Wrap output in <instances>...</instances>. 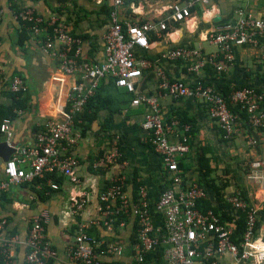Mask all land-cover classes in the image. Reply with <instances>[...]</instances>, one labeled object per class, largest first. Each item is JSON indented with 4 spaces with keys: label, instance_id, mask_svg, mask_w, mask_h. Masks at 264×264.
<instances>
[{
    "label": "crops",
    "instance_id": "crops-1",
    "mask_svg": "<svg viewBox=\"0 0 264 264\" xmlns=\"http://www.w3.org/2000/svg\"><path fill=\"white\" fill-rule=\"evenodd\" d=\"M176 1L125 0L120 18L124 26L145 21L159 23L169 19ZM112 3V0H0V77L3 78L0 106L11 105L12 100L7 94L14 77H20L28 86L25 95L31 99L22 113L17 111L14 119L10 143L18 153L36 146V131L43 130L45 123L57 115L58 97L67 95L75 78L61 72L57 59L46 53L43 45L31 34L29 40L20 45L24 26L14 19V14L17 10L32 8L44 19L59 15L71 34L83 40L84 57L100 63L105 59L104 35L110 24ZM237 11L264 19V0H217L198 5L184 22L168 21V30L161 37L152 34L149 49H140L137 54L151 59L171 79L187 84L205 80L219 92L225 88L248 87L264 94L262 38L255 44L236 47L234 62L225 72L206 68L196 74L189 70L195 60L172 62L164 57L165 52L173 47L199 49L203 56L216 54L217 47L208 42L209 36L224 25L234 23ZM57 77L62 81H55ZM139 88L148 94L158 91L153 69L144 71ZM109 89V97L89 108L86 114L90 118H80L76 127L80 137L71 152L80 162L77 172L81 181L79 187L57 176L61 179L58 191H53L48 181L46 186L35 182V185L24 184L0 193V223H6V234L25 242L32 221L37 217L44 219L46 238L57 255V260L49 264H68L69 249L81 226L105 246L122 245V255L105 259V264H133L137 252L136 222L132 217L126 220L123 216L106 219L100 194L119 176L125 177V193L130 199L138 186L146 188L149 199L155 202L168 186L160 156L149 141V133L141 127L147 108L132 106L133 96L123 89L122 92L112 86ZM159 104L167 122L175 123L178 114L185 115L190 121V153L186 160L190 169L184 173L185 180L188 183L201 181L207 188V200L214 207L219 206L214 190L207 185L203 171L197 166L198 153L203 150L211 152L207 155L214 170L211 178L220 188L221 197L227 199L236 193L244 194L255 206L258 212L257 240L264 245V186L249 178L252 165L264 162L262 133L242 121L240 135L227 141L201 101L189 97L173 100L163 96ZM98 105L103 107L98 109ZM4 140L7 139L0 132V142ZM115 151L120 154L119 162L105 166L106 157ZM3 168L4 165L0 166V174ZM81 193L88 195L89 205L83 215L77 217L72 214L70 205ZM154 225L160 229L162 219L155 217ZM150 257L153 260L160 254L155 251ZM11 264H25L24 247L11 252ZM221 264H235V261L226 255Z\"/></svg>",
    "mask_w": 264,
    "mask_h": 264
},
{
    "label": "built area",
    "instance_id": "built-area-1",
    "mask_svg": "<svg viewBox=\"0 0 264 264\" xmlns=\"http://www.w3.org/2000/svg\"><path fill=\"white\" fill-rule=\"evenodd\" d=\"M217 0H177L172 5L169 19L155 23L150 21L124 26L120 9L125 0H112L110 24L105 32V59L93 62L82 54L83 40L71 34L70 28L59 15L44 19L32 8L14 14V19L26 27L38 39L46 53L55 57L58 67L65 75L75 78L66 96L58 97L57 115L51 117L43 130L36 135V146L17 152L4 164L0 174V193L13 187L34 184L48 176H61L71 185L79 187L77 175L79 160L72 155V149L80 137L76 130V119L82 113L89 99L108 77L115 79L116 85L134 94L132 106L147 108L141 127L149 133V141L161 159L162 169L168 186L159 194L155 202L149 199L148 191L139 187L137 199H130L125 193V177L112 180L110 186L100 194L105 205L106 219L125 216L134 218L136 230V257L139 264H221L223 256L230 255L235 264H264V245L257 240L258 212L249 201L236 193L227 197L235 210L231 221L222 220L212 210L201 211L198 203L205 199V189L197 183H188L178 163L190 153L188 125L178 128L177 121L167 122L160 106V98L173 100L194 98L205 104L209 118L222 131L223 138L230 140L240 135L242 121L264 136V94L248 87L232 89L227 96L196 80L187 84L182 80L171 79L164 69L138 50L149 49L151 35L168 30V21L182 23L198 5H207ZM1 19V13H0ZM125 28V30H124ZM264 39V19H256L244 11L236 12V21L224 25L209 36L208 42L217 47L216 54L203 56L201 50L190 47H173L164 57L168 61L195 60L190 72L200 74L207 67L217 72L227 71L234 62L236 47L255 44ZM153 69L158 80L155 94L140 90V79L144 71ZM62 81V78H54ZM9 91L26 93L28 86L20 77H14ZM231 106H238L246 119ZM22 113V110L18 111ZM14 119L5 118L0 132L8 141L13 136ZM178 130V132L176 131ZM180 130V131H179ZM180 132V133H179ZM118 151L109 154L105 166L119 162ZM249 178L264 186V162L252 165ZM53 191L59 185L49 180ZM114 204V205H113ZM89 205V197L81 193L70 205L74 216H82ZM246 217L245 230L238 232V213ZM162 219V227L154 225V218ZM109 222H106L108 225ZM45 221L35 218L25 242L19 237L6 234V223H0V256L5 264H11V252L18 247L25 248V264H49L57 260V255L46 238ZM81 226L69 249L68 264H105V259L122 255L119 243L105 246L86 232ZM241 240L237 243L236 239ZM158 251L159 258L150 257Z\"/></svg>",
    "mask_w": 264,
    "mask_h": 264
},
{
    "label": "trees",
    "instance_id": "trees-1",
    "mask_svg": "<svg viewBox=\"0 0 264 264\" xmlns=\"http://www.w3.org/2000/svg\"><path fill=\"white\" fill-rule=\"evenodd\" d=\"M20 12L19 10L16 11V13ZM125 30V28H124ZM30 37V33L28 31V29L26 27H24V30L20 36V45H23L26 41L29 40ZM153 40V37L151 38V41ZM206 70H211L210 67H207ZM3 81V78L0 77V83ZM202 82L204 84L210 85L208 83L205 82V80H202ZM110 86L115 87V89H117L118 91L122 92L121 87L116 85L115 79L113 77H108L106 79H103L99 85V87L95 90L94 94L91 96V98L89 99L87 105L85 106V109L82 113H80L76 119V127L77 124L79 123L80 118H90V116H88L87 111L89 110V108H93V106L97 105V101L102 100L104 101V99H107L109 97V91H110ZM121 88V90H119ZM243 88V87H241ZM238 89V88H235ZM125 92H128V94H131L133 96L132 100L134 99V94L129 93V91L123 89ZM232 89L229 88H225L221 90V93L225 96H227L229 94V92ZM257 91V90H256ZM259 93H262L260 91H257ZM12 102L11 105L9 106H0V127H1V123L5 118H12L15 119L16 117V113L18 110H22V109H26L27 105L30 103L31 99L29 97H27L25 95V93H13V92H8L7 94ZM102 106H97L96 108L100 109L102 108ZM232 111L237 112L241 117H243L244 119H246L245 113L243 111H241L239 109L238 106H231ZM176 121L178 123V128L179 129H183V127L185 125H190V121L186 118L185 115H177L176 116ZM170 122V121H169ZM192 130L190 129L188 131V133H186V135L189 136L191 135ZM37 133L40 132V130L36 131ZM211 152H206V150H203L202 152L198 153V160H197V166L203 171L204 177L207 179L206 183L209 187H212V189L215 192V197L217 198V200L219 201V206L218 207H214L213 205H211V203L207 200V188L204 184H202L201 181H198L197 184L201 187H203L205 189L206 192V197L205 199L201 200L198 203V208L201 211H207V210H212L215 214H218L222 220L225 221H231L234 218L235 215V210L233 209V207L231 206V204L227 201V199H223L220 195V188H218V186L215 185V179L211 178V175L214 173V170L211 168L210 166V157H207L208 154H210ZM187 157L185 159H181L178 163L179 168L186 173V171L188 169H190V165H188V162L186 161ZM49 180H52L53 182H55L57 185L61 184V179H58L57 176L53 175V176H48L46 179L44 180H38L36 181V183L41 184L43 186H46L47 182ZM36 183H34L33 185H35ZM110 186V184L104 189V191ZM138 186H135V193L133 195V200L137 199V194H138ZM242 197H244L247 201H249L244 194H241ZM238 215L240 216V219L238 220V232L239 233H243L245 230V224H246V217L244 213H238ZM125 217V216H123ZM125 219H129L127 217H125ZM137 227V226H136ZM241 240L240 239H236L237 243ZM137 242V241H136ZM0 264H5V259L3 256H0ZM133 264H139L137 262H134Z\"/></svg>",
    "mask_w": 264,
    "mask_h": 264
},
{
    "label": "water",
    "instance_id": "water-1",
    "mask_svg": "<svg viewBox=\"0 0 264 264\" xmlns=\"http://www.w3.org/2000/svg\"><path fill=\"white\" fill-rule=\"evenodd\" d=\"M17 152V148L12 146L10 141L0 142V166L6 164L11 157Z\"/></svg>",
    "mask_w": 264,
    "mask_h": 264
},
{
    "label": "clouds",
    "instance_id": "clouds-1",
    "mask_svg": "<svg viewBox=\"0 0 264 264\" xmlns=\"http://www.w3.org/2000/svg\"><path fill=\"white\" fill-rule=\"evenodd\" d=\"M209 15H211V14L209 13Z\"/></svg>",
    "mask_w": 264,
    "mask_h": 264
}]
</instances>
